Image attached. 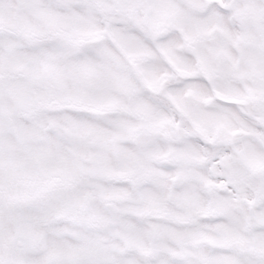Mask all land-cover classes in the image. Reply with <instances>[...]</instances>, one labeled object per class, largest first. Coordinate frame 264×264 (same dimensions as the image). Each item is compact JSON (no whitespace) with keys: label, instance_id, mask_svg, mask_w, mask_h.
Instances as JSON below:
<instances>
[{"label":"snow or ice","instance_id":"6c2138e0","mask_svg":"<svg viewBox=\"0 0 264 264\" xmlns=\"http://www.w3.org/2000/svg\"><path fill=\"white\" fill-rule=\"evenodd\" d=\"M0 264H264V0H0Z\"/></svg>","mask_w":264,"mask_h":264}]
</instances>
